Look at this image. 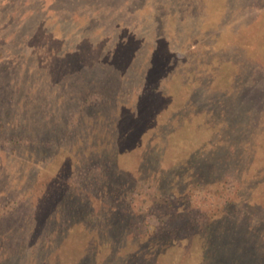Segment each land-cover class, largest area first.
Here are the masks:
<instances>
[{"label":"rangeland","instance_id":"374dc122","mask_svg":"<svg viewBox=\"0 0 264 264\" xmlns=\"http://www.w3.org/2000/svg\"><path fill=\"white\" fill-rule=\"evenodd\" d=\"M0 264H264V0H0Z\"/></svg>","mask_w":264,"mask_h":264},{"label":"trees","instance_id":"16d2710c","mask_svg":"<svg viewBox=\"0 0 264 264\" xmlns=\"http://www.w3.org/2000/svg\"><path fill=\"white\" fill-rule=\"evenodd\" d=\"M166 198H167V199H170V198H168V196H167V197H164V199H166Z\"/></svg>","mask_w":264,"mask_h":264}]
</instances>
